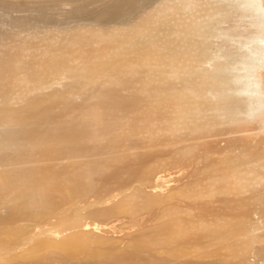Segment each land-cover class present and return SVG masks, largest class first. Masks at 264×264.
Masks as SVG:
<instances>
[{"label": "bare ground", "instance_id": "bare-ground-1", "mask_svg": "<svg viewBox=\"0 0 264 264\" xmlns=\"http://www.w3.org/2000/svg\"><path fill=\"white\" fill-rule=\"evenodd\" d=\"M239 1H236L237 5ZM250 1L253 9L264 7L262 3ZM132 2L106 3L101 13L95 17L91 15L92 19L98 25L107 19L118 21L116 17L134 10L130 5ZM155 16L157 21L154 25L140 20L134 23L135 30L125 32L110 29L102 34L87 27L69 33L59 30L55 32L57 36L52 33L47 35L57 38L56 46L54 42V46L50 43V38L45 37L43 41L51 46L28 48L29 53L34 54L37 50L42 53L43 63H24L25 71L30 72L32 78L18 75L15 79L40 85L38 82L43 79L36 76L43 73L47 86L42 87L34 99L25 100L21 113L10 111L9 119L18 118V125L28 130L27 142L21 145L9 142L8 139L16 136L11 132L0 135V167L8 165L0 171V209H5L4 212L9 216L7 218L0 214V264H49L51 260L53 264H59L56 257L61 252L68 259V262L61 261V264H197L198 261L210 264H252L241 256L240 247L232 242L246 233L254 232L257 233L254 238L256 249L264 247V225H257L264 222V187H260L264 182L251 180L255 190L251 192L250 199L242 195L240 199L229 200L225 204L222 198L229 189L224 187L221 180H216L213 185L204 175L193 177L202 179L185 184L180 190L160 186L165 180H174L171 184L176 185L183 181L185 177L173 175L175 172L172 169L179 162L181 170H187V166L182 165L187 154L184 155L182 151L173 154L170 150V137L175 136L176 131L171 124H181L179 108H173L174 118H163L155 109H144L141 104V87L144 85V89H150V82L145 81L151 77L144 76L146 72L144 75L141 71L137 73V67L151 66L150 62L157 55L156 48L166 50L168 45L166 38L162 39L159 35V22L164 16ZM240 26L235 29L238 30ZM151 34H157L159 38H152L150 47L145 44V40V43L141 42L136 55L127 58L125 65L118 66L112 61L115 37L146 39L148 35L152 37ZM174 45L171 43V50L175 49ZM1 54L6 57V63H12L25 55L20 52ZM100 55H105V61L99 60ZM12 79L13 74L8 73L0 81V100L15 94L9 92L14 86L7 84ZM185 82L186 87L181 93L190 94L191 90L199 88L200 82L196 79ZM124 93L131 98L128 104L123 100ZM181 101L188 104L182 96ZM106 104L124 108L136 123L158 129L161 139L151 146L146 163L134 146L135 134L136 143L146 147L148 139L153 142L156 140V137L151 138L149 135L152 129L138 126L137 132L136 127L125 123L130 117L127 112L105 109L103 105ZM136 107L143 108L141 111L149 115L139 117L134 110ZM2 108H6L3 103ZM212 111V107L206 104L205 113L216 118V114L212 116ZM2 118L6 117H1L0 113V120ZM215 121L219 122L217 118ZM221 130L219 128V135ZM184 131L186 135V131L189 132L188 129ZM212 142H217V139H207V143ZM66 146H71L70 151ZM214 148L216 150L217 146L214 145ZM214 148L207 146L206 150L213 151ZM132 151H138L136 157H132ZM257 156H251V169L261 171L262 167H254ZM166 159L170 163L161 164L153 173V168ZM107 160L111 163L105 164L103 168L102 163ZM198 161L199 157L193 162L197 164ZM124 168L127 173L116 180L110 192L98 190V182L104 179L107 171L117 172ZM163 171L167 173L159 176ZM168 175L173 177L167 178ZM137 184H141L139 188L146 194V202H135L138 197L127 194L129 188H138ZM95 191L98 192L97 197L92 195ZM115 192H118L119 198L117 205L108 209L106 206L99 207L104 199ZM231 196L239 198L240 195L232 193ZM177 199L181 202L185 200V210L182 219L175 221L171 218L174 213H182ZM203 199H209L212 205L227 208L228 213L256 206L258 209L255 212L261 214V221L248 219L232 222L228 217L221 219L216 215H200L196 208ZM137 208L142 212L143 220L133 219L128 230L123 226V230L119 229L121 222L128 221V214ZM69 209L75 210L76 220L63 223L59 229L62 233L59 239L47 241L35 237L28 243L12 247L13 242L25 237L28 216L42 218ZM115 216L118 219L116 223L108 221ZM84 217L88 218L87 223L82 222ZM96 221L99 224H94ZM197 225H203L204 229H198ZM77 257L83 262L72 261Z\"/></svg>", "mask_w": 264, "mask_h": 264}, {"label": "rangeland", "instance_id": "rangeland-1", "mask_svg": "<svg viewBox=\"0 0 264 264\" xmlns=\"http://www.w3.org/2000/svg\"><path fill=\"white\" fill-rule=\"evenodd\" d=\"M120 1L131 0H0V64H2L0 81L6 78L8 73H12L13 79L7 84L14 86L9 92L15 93L0 100L1 117H6L0 120V135L11 132L16 136L13 139H8L9 142L19 145L27 142L28 130L18 125V118L9 119L10 111L21 113L25 100L34 99L39 90L47 86L44 84L46 77L43 73L36 76L43 79L42 82H38L40 85L28 80L15 79L18 75L25 76L27 79L32 78V74L25 71L24 63L30 61L38 64L43 63V54L38 50L34 54L29 53V47L37 49L38 45L51 46L47 41H43L45 37L50 38V43L52 42L53 45L54 42L56 46L57 38L52 37L59 30L69 33L87 27L102 34L110 29L114 31L121 29L119 32H125L135 30L134 23L140 20H144L152 26L157 21L155 14H160L164 16V19L159 22L161 24L159 35L161 38H166L168 45L166 50L156 48L157 55L150 62L151 66H146L151 71L143 66H140L141 69L137 67V73L141 71L144 75L146 72L144 76L151 77L145 81L150 82L151 88L144 89V85L141 87V104L144 109H155L157 114L163 118H174L173 108H179L178 115L181 118V124L178 126L171 124L176 131L175 136L170 137L172 139L170 150L173 154L180 151L184 155L187 154L182 162V165L187 166V170H181L179 162H176L175 168H173L175 170L172 169L175 172L173 175L180 174L185 177L183 181L176 185V183L171 184L174 180H165L160 186L180 190L183 185L202 179H193V177L204 175L213 185L216 180H221L224 187L229 189L222 198L224 204L229 200L240 199L242 195L249 196L250 199L255 190L252 181L264 182V7L253 9L250 0H240L238 5L237 0H132L130 5L134 7V10L122 16L117 14L118 21L107 19L100 25L93 21L92 16L95 17L96 14L101 13L106 3ZM253 2L262 3L264 6V0H253ZM238 25L241 26L236 30ZM48 34L53 36L48 37ZM151 35L152 37L148 35L146 39L115 37L112 61L116 62L118 66L125 65L128 59L136 55V49L139 48L138 45L141 42L145 43L146 41L145 44L150 47L152 38H159L157 34ZM171 43L176 44L173 50L170 49ZM10 52H20L25 55L12 63H6V57L1 53ZM101 59L105 61V55H100L99 60ZM48 78L50 77L48 76ZM191 79L200 82L199 88L191 90L190 94L181 93V90L186 87L185 81ZM62 87L63 85L60 86V88ZM124 94V102L130 103L129 94ZM181 96L186 98L187 105L181 101ZM2 103L6 105L5 109L2 108ZM206 104L212 107V116L216 114L215 117L219 122L215 121L216 118H211L210 114L205 113ZM103 107L112 111L127 112L124 108L111 107L108 104ZM134 110L139 117L145 118L149 115V113L141 111L143 110L141 107H136ZM129 116L125 120L126 124L136 127L137 132H139L138 126L149 127L152 129L150 137H156L155 142L148 139L149 143L146 147H141L136 143L137 133L135 134L134 146L138 148L139 152L132 151V157H136L135 153L138 152L139 157L146 163L151 146L161 139L160 133L156 127L138 124L133 120L131 114ZM163 128L164 131H167L165 127ZM219 128L222 129L220 135L218 134ZM184 129L189 130V132L186 131L188 136ZM215 138L217 142L207 143V139ZM214 145L217 146L216 150ZM207 146H212L214 150H206ZM66 148L70 151L71 146H66ZM250 154L251 156L252 154L258 155L254 167H262L261 171L251 169ZM191 156L193 157L191 158ZM198 157L199 161L195 164L193 161ZM110 163L111 161L107 160L102 163V167L105 168V164ZM169 163L167 159L159 163L153 168V173L161 164ZM7 166L0 167V171ZM124 173H127L125 168L117 172L107 171L104 179L98 182V190L110 192L114 188L113 184L117 179L123 178L122 174ZM162 173L164 175L167 172L163 171L158 175L162 176ZM173 175L171 176L173 177ZM171 176L168 175L167 178ZM137 186L138 188H129L127 194H133L135 198L138 197L135 202H146L148 198L140 190L141 184H137ZM260 187H264V185ZM232 193H238L239 198H233ZM96 194H98L97 191L92 195ZM117 194L118 192H115L114 195L104 199L99 207L106 206L108 209L117 205L119 203ZM176 203L182 213L175 212L174 217L171 218L178 221L184 216L185 200L181 202L177 199ZM199 203L201 204L196 209L200 215H216L221 219L228 217L232 222L247 221L248 219L261 221V214L255 212L258 207L253 208V205L244 207L240 211L228 213L227 208L212 205L209 199H203V202ZM130 205L131 203H129L128 209ZM4 211L5 209L1 208L0 214L9 218ZM128 216L127 223L121 222L123 225L119 224V229L123 230L124 227L128 230L130 221L133 219L143 220L142 212L138 208L135 212L131 211ZM75 220L74 209L65 212L59 211L42 218L28 216L25 221L28 225L25 237L13 242L12 247L28 243L35 237L37 240L47 241L59 239L62 235L59 229L63 223H72ZM88 221L87 217L82 218L83 223ZM108 221L114 223L118 219L115 216ZM132 223L134 222L132 221ZM94 224H99V222L96 221ZM257 225L262 227L264 222ZM196 227L200 230L204 229L203 225ZM256 234L254 232L246 233L233 241L232 244L240 247L241 256L249 260L250 263L264 264V247L256 249L254 242ZM56 258L59 264L61 261L68 262L62 252ZM72 261L83 262L78 257ZM49 264H53V261L51 260ZM197 264L210 263L198 261Z\"/></svg>", "mask_w": 264, "mask_h": 264}]
</instances>
